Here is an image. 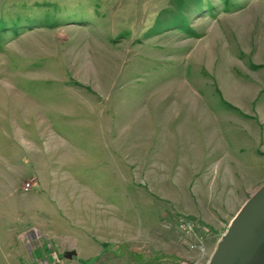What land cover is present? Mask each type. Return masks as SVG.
<instances>
[{"label":"rangeland","instance_id":"1","mask_svg":"<svg viewBox=\"0 0 264 264\" xmlns=\"http://www.w3.org/2000/svg\"><path fill=\"white\" fill-rule=\"evenodd\" d=\"M263 183L264 0H0V264H207Z\"/></svg>","mask_w":264,"mask_h":264},{"label":"water","instance_id":"2","mask_svg":"<svg viewBox=\"0 0 264 264\" xmlns=\"http://www.w3.org/2000/svg\"><path fill=\"white\" fill-rule=\"evenodd\" d=\"M207 264H264V183L239 208Z\"/></svg>","mask_w":264,"mask_h":264},{"label":"built area","instance_id":"3","mask_svg":"<svg viewBox=\"0 0 264 264\" xmlns=\"http://www.w3.org/2000/svg\"><path fill=\"white\" fill-rule=\"evenodd\" d=\"M29 184H27V187H28ZM180 226L186 230V231H189V229L192 227V224L189 222V221H186V220H181L180 222Z\"/></svg>","mask_w":264,"mask_h":264}]
</instances>
